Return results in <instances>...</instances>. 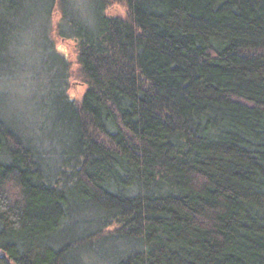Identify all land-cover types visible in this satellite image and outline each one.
<instances>
[{
  "label": "trees",
  "instance_id": "obj_1",
  "mask_svg": "<svg viewBox=\"0 0 264 264\" xmlns=\"http://www.w3.org/2000/svg\"><path fill=\"white\" fill-rule=\"evenodd\" d=\"M0 264H264V0H0Z\"/></svg>",
  "mask_w": 264,
  "mask_h": 264
},
{
  "label": "rangeland",
  "instance_id": "obj_2",
  "mask_svg": "<svg viewBox=\"0 0 264 264\" xmlns=\"http://www.w3.org/2000/svg\"><path fill=\"white\" fill-rule=\"evenodd\" d=\"M108 14L109 16L120 17L124 15V10L121 7L115 6V7H111V9L108 11ZM56 22H57V17L54 16V24ZM52 40L55 46L56 54L64 58L70 66V73L72 75V78L70 81L68 96L74 99L76 102H79L85 91V87L74 82V80L77 79L78 76V68L75 61V55H76L75 45L71 41L60 40L56 36L54 29H52ZM22 52L30 57L29 61H27V64H29V67L31 68L30 71L31 72L34 71L35 70L34 62H36L37 64V61H34V58L36 57L35 54L37 52H34V49L29 47L25 48ZM31 83L32 81L28 84L31 85ZM28 87L29 86L27 85L26 79H21V81L20 79H18L17 82L13 81L11 84H9L7 89L6 87L4 88V90L6 89L7 92L6 94H8L9 99L13 102V104L11 103L10 105L11 109L9 113L8 112L6 113L7 117H10V115L19 117V121H20L19 126H23L24 124L31 122L30 108L31 106H33V104H36L37 101V97L34 94H32L30 90H28Z\"/></svg>",
  "mask_w": 264,
  "mask_h": 264
},
{
  "label": "snow or ice",
  "instance_id": "obj_3",
  "mask_svg": "<svg viewBox=\"0 0 264 264\" xmlns=\"http://www.w3.org/2000/svg\"><path fill=\"white\" fill-rule=\"evenodd\" d=\"M82 3H84L85 5H87V0H82Z\"/></svg>",
  "mask_w": 264,
  "mask_h": 264
}]
</instances>
